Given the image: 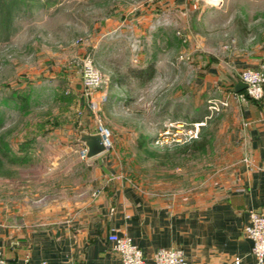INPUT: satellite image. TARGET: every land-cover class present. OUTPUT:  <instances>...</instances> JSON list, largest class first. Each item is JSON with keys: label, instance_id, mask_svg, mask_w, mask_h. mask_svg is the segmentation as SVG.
<instances>
[{"label": "rangeland", "instance_id": "1", "mask_svg": "<svg viewBox=\"0 0 264 264\" xmlns=\"http://www.w3.org/2000/svg\"><path fill=\"white\" fill-rule=\"evenodd\" d=\"M5 2L0 213L62 217L81 206L104 174L168 195H192L233 172L239 161L230 156V112L220 104L222 92L215 85L204 89L200 84L198 64L204 51L228 58L246 45L254 67L264 69V0H204L219 12L214 22L207 18L202 49L180 41L181 19L172 6L141 28L130 8L145 6L146 0ZM107 17L124 21L106 26ZM163 34L170 38L168 46ZM85 62L101 72L88 94L82 81ZM149 62L154 73L147 79L127 72L128 66ZM194 122H199L197 135L190 137ZM100 123L110 129L112 145L98 163L80 157L78 125L95 132ZM177 130L183 132L180 138Z\"/></svg>", "mask_w": 264, "mask_h": 264}, {"label": "crops", "instance_id": "2", "mask_svg": "<svg viewBox=\"0 0 264 264\" xmlns=\"http://www.w3.org/2000/svg\"><path fill=\"white\" fill-rule=\"evenodd\" d=\"M171 6L181 19L177 25L180 41L187 34L192 49L201 48L207 18L214 22L219 12L218 6L204 0H146L145 6L130 8L131 19L139 21L141 28L150 27L157 11ZM118 17H107L105 25L113 21L121 26L124 20ZM169 39L165 34L161 38L167 46ZM190 49L186 50L190 53ZM210 52L200 53L203 64H198V77H202L204 89L215 85L222 92L218 99L229 98L230 156L239 161L233 172L205 193L192 195H168L145 189L119 174H104L99 178L100 192L91 193L79 208L62 217L0 213V246L11 264H40L43 260L51 264H116L117 253L107 237L113 230L131 236L147 264H155L156 249L171 246L181 247L191 264H255L252 239L243 226L251 210L264 206V97L241 100L231 93L240 70L256 66V60L246 55V45L228 58H222L220 51ZM103 155L89 160L100 163ZM245 156L253 160L251 167L244 162Z\"/></svg>", "mask_w": 264, "mask_h": 264}, {"label": "built area", "instance_id": "3", "mask_svg": "<svg viewBox=\"0 0 264 264\" xmlns=\"http://www.w3.org/2000/svg\"><path fill=\"white\" fill-rule=\"evenodd\" d=\"M209 1V0H208ZM211 2V1H210ZM179 33V31H178ZM188 39L187 34H182V40L185 42ZM224 46H227L225 44ZM187 57V55L185 54ZM180 57H184L180 54ZM239 77L248 83L245 91H232V95L241 100L247 98L260 99L264 95V69L263 67H246L240 70ZM101 79V72L97 67L90 62H85L83 66L82 81L85 89V94L91 92ZM222 106L229 104V98L219 100ZM94 104V102H91ZM213 108L218 109V106L212 105ZM199 122H194V127L188 129L187 133L190 137L197 135V129ZM165 131V130H164ZM101 136L104 145L109 148L112 145L111 131L103 124L97 126V130ZM166 132V131H165ZM177 133H183L177 130ZM163 135L164 133L161 132ZM87 147L82 142L79 148V155L81 158H88ZM244 162L251 167L254 162L249 156L243 158ZM100 188L93 190L92 195H96L100 192ZM246 236L252 239V253L255 256V264H264V206L259 210H251L249 213V220L243 226ZM108 239L112 242V247L116 251L118 259L116 264H147V259L142 249L133 241L132 237L126 233H118L116 230L111 231L108 234ZM155 264H191L179 246L160 247L153 253ZM0 264H11L3 254L0 246ZM40 264H51L43 260Z\"/></svg>", "mask_w": 264, "mask_h": 264}, {"label": "water", "instance_id": "4", "mask_svg": "<svg viewBox=\"0 0 264 264\" xmlns=\"http://www.w3.org/2000/svg\"><path fill=\"white\" fill-rule=\"evenodd\" d=\"M247 86L248 83L246 81L242 80L240 77H236L233 89L234 91L239 92L245 89ZM78 131L79 139L87 147L86 155L88 158L98 155L107 149L98 132L86 130L82 124L78 125Z\"/></svg>", "mask_w": 264, "mask_h": 264}, {"label": "trees", "instance_id": "5", "mask_svg": "<svg viewBox=\"0 0 264 264\" xmlns=\"http://www.w3.org/2000/svg\"><path fill=\"white\" fill-rule=\"evenodd\" d=\"M6 6L5 0H0V15L1 12H3L4 7ZM8 10V7L5 8V11ZM127 72L133 76L139 77L140 79H147L152 76L154 73V64L152 62H149L146 64V66H128ZM245 91V89L242 90V92ZM251 100H259L254 98H249ZM261 99V98H260ZM204 142H201L198 148L203 147ZM7 151V149H5ZM4 153V151H2Z\"/></svg>", "mask_w": 264, "mask_h": 264}, {"label": "bare ground", "instance_id": "6", "mask_svg": "<svg viewBox=\"0 0 264 264\" xmlns=\"http://www.w3.org/2000/svg\"><path fill=\"white\" fill-rule=\"evenodd\" d=\"M179 125V124H178ZM178 131H181V130H178Z\"/></svg>", "mask_w": 264, "mask_h": 264}]
</instances>
